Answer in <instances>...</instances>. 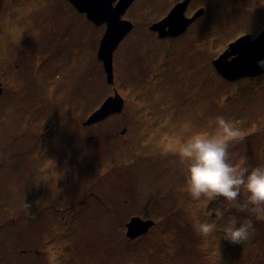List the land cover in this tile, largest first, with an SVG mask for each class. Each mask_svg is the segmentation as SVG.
<instances>
[{
  "label": "rangeland",
  "instance_id": "1",
  "mask_svg": "<svg viewBox=\"0 0 264 264\" xmlns=\"http://www.w3.org/2000/svg\"><path fill=\"white\" fill-rule=\"evenodd\" d=\"M174 1L135 4L139 25L116 47L109 82L106 26L70 0H0V264H48V251L59 264H264V221L222 197L192 200L169 150L191 134H179L185 121L212 132L223 115L244 136L230 162L264 165V74L228 79L214 64L264 31V0H194L206 13L184 37L144 32ZM117 94L120 111L86 123ZM216 208L225 219L204 240L190 218L215 221ZM230 215L253 220L243 244L222 238ZM134 217L154 224L132 238Z\"/></svg>",
  "mask_w": 264,
  "mask_h": 264
},
{
  "label": "clouds",
  "instance_id": "2",
  "mask_svg": "<svg viewBox=\"0 0 264 264\" xmlns=\"http://www.w3.org/2000/svg\"><path fill=\"white\" fill-rule=\"evenodd\" d=\"M258 63L264 68V61ZM210 123L215 125L212 132H191L190 123L185 121L179 127V134H191L179 147L169 149L184 165L185 185L181 190L198 202L207 203L222 197L228 202L229 211L236 209L264 221V165L242 167L230 162V146L244 138L242 131L223 115H217ZM213 213L216 219L212 222L195 216L190 218L194 233L204 240L216 231V223L225 219V210L212 209L207 215L211 217ZM255 232L252 219L230 215L223 224L222 238L232 244H243ZM47 261L59 264L57 255L51 251L47 253Z\"/></svg>",
  "mask_w": 264,
  "mask_h": 264
},
{
  "label": "water",
  "instance_id": "3",
  "mask_svg": "<svg viewBox=\"0 0 264 264\" xmlns=\"http://www.w3.org/2000/svg\"><path fill=\"white\" fill-rule=\"evenodd\" d=\"M81 11L87 13L88 17L96 23L107 21L108 26L101 41L98 52V57L103 61L104 67L108 74L109 82H113V54L125 36L127 31L131 28V22L122 20L121 15L125 12L131 0H120L116 6H113V0H70ZM175 11L168 15L164 20L155 24L154 29L163 30V26L172 24L174 20L175 29L171 31L172 34L183 31L195 17L186 18V21L177 16ZM231 57V58H230ZM260 61H264V31L255 39H250L249 35L239 38L232 42L229 49L221 54L215 61L216 69L228 79H236L240 77H256L264 74V68L259 66ZM2 86L0 82V93ZM124 99L120 95L110 96L102 107L94 112L86 122L93 123L101 120L106 116L120 111L123 107ZM154 224L153 220H142L138 217L132 218L128 224V235L132 238L144 233Z\"/></svg>",
  "mask_w": 264,
  "mask_h": 264
},
{
  "label": "flooded vegetation",
  "instance_id": "4",
  "mask_svg": "<svg viewBox=\"0 0 264 264\" xmlns=\"http://www.w3.org/2000/svg\"><path fill=\"white\" fill-rule=\"evenodd\" d=\"M119 1L120 0H113V6H116ZM125 2H127V1L125 0ZM138 2H139V0H131L130 3L128 4L125 12L121 15L122 20H126V21L131 22V28L129 31H127V33L122 38L120 43H122L131 34H133L135 29L139 25L131 17L128 16L129 13L132 12V10L134 9L133 7L135 6V4H137ZM193 3H194V0H175L169 6L168 10L162 16H160L156 20H152L151 22L150 21L147 22L145 25H142V27L144 28V32H147L148 35L152 36V38H159V39L161 38L163 40H175V39H178L180 37H184L186 34H188L190 32L193 22L197 21L200 17H202L206 13V9L203 6H200L196 9H194L193 11H191L193 8ZM75 10H76V12H79L80 14H85L87 16V13L84 11H81L76 5H75ZM175 11L178 13L177 16L180 15L184 21H186V18H192V17H195V18L191 23H189V25L186 28H184L183 31H180V32L175 33V34H172L171 31H173L175 29L174 25L176 23V20H174L172 24H167V25L163 26L162 27L163 30L159 31V28L154 29L153 26L155 24L164 20L168 15H170L171 13H174ZM89 20L92 23H94L95 25L106 26V29H107V26H108L107 21H103L101 23H96L92 19H89ZM159 33H160V35H159Z\"/></svg>",
  "mask_w": 264,
  "mask_h": 264
},
{
  "label": "bare ground",
  "instance_id": "5",
  "mask_svg": "<svg viewBox=\"0 0 264 264\" xmlns=\"http://www.w3.org/2000/svg\"><path fill=\"white\" fill-rule=\"evenodd\" d=\"M171 143V142H170Z\"/></svg>",
  "mask_w": 264,
  "mask_h": 264
}]
</instances>
